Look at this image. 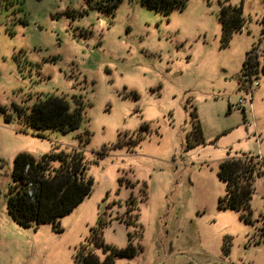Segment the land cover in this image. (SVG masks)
Segmentation results:
<instances>
[{"label":"rangeland","instance_id":"374dc122","mask_svg":"<svg viewBox=\"0 0 264 264\" xmlns=\"http://www.w3.org/2000/svg\"><path fill=\"white\" fill-rule=\"evenodd\" d=\"M10 1L0 10V264L103 261L129 243L135 256L114 264H264V176L252 180L249 222L219 207L218 178L228 156L264 157V76L243 81L246 51L264 52V0ZM228 4L245 23L224 45ZM247 86L251 106L237 109ZM53 93L70 105L83 96L80 128L18 121L14 105ZM193 111L202 141L188 147ZM56 145L84 149L91 192L56 228L24 227L6 203L14 158Z\"/></svg>","mask_w":264,"mask_h":264},{"label":"trees","instance_id":"16d2710c","mask_svg":"<svg viewBox=\"0 0 264 264\" xmlns=\"http://www.w3.org/2000/svg\"><path fill=\"white\" fill-rule=\"evenodd\" d=\"M180 3V7L184 5V1ZM4 6L8 9L12 2L0 0V10L4 9ZM219 22L222 28V42L227 45L232 35L242 31L244 27L241 6L223 5L219 12ZM254 48L245 53L243 81L248 85L253 77L264 76V52L259 59L252 55ZM81 97L83 96L73 95L74 102L70 105L65 95L48 94L44 98L38 97L30 107L26 104L14 105L13 111L20 123L37 132L58 130L67 133L77 130L86 121L85 106L88 103H84ZM191 117L193 128L187 136L188 147L202 141L195 111ZM88 141L86 138L83 143ZM136 142L133 141L132 144ZM80 147L60 149L56 145L51 152L40 156L28 152L15 156L6 195L7 209L14 221L24 227L51 224L56 228L59 219L70 213L90 194L92 179L87 175L88 161L84 149ZM260 175L264 176V157L245 154L228 156L220 163L218 170V178L226 186L225 194L219 200V207L242 212V218L249 222L252 180ZM130 202L133 204V198ZM135 209L136 207L131 206L129 210ZM137 220L138 213L130 215L126 223L130 226ZM260 234L264 242V228L260 230ZM128 236L130 240L133 235L128 233ZM99 245L104 246L103 243ZM104 248L110 249L108 246ZM136 251L129 243L124 249H111V253L103 261L93 253H76L75 257L78 264H114L117 257L132 258Z\"/></svg>","mask_w":264,"mask_h":264},{"label":"built area","instance_id":"2783aa9c","mask_svg":"<svg viewBox=\"0 0 264 264\" xmlns=\"http://www.w3.org/2000/svg\"><path fill=\"white\" fill-rule=\"evenodd\" d=\"M252 85L257 86L258 83L255 82L254 84H252V81H251L250 86H252ZM250 86L249 87L247 86L248 88L246 90V95L244 97H240L238 99L237 103L235 104V108L244 110L246 105L251 106L252 94L250 91V89H251Z\"/></svg>","mask_w":264,"mask_h":264}]
</instances>
